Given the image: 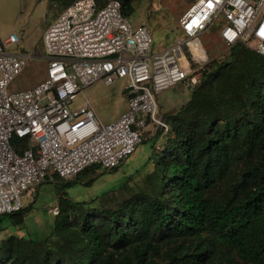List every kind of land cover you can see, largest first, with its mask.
<instances>
[{"label":"trees","instance_id":"trees-1","mask_svg":"<svg viewBox=\"0 0 264 264\" xmlns=\"http://www.w3.org/2000/svg\"><path fill=\"white\" fill-rule=\"evenodd\" d=\"M120 1L130 17L144 0ZM228 50L163 116L167 132L142 136L149 168L129 194L94 207L61 197L45 238L0 237V264H264V56L241 43ZM12 146L28 144L14 138ZM94 168L46 181L68 187ZM28 210L1 215L0 234L20 227Z\"/></svg>","mask_w":264,"mask_h":264},{"label":"built area","instance_id":"built-area-1","mask_svg":"<svg viewBox=\"0 0 264 264\" xmlns=\"http://www.w3.org/2000/svg\"><path fill=\"white\" fill-rule=\"evenodd\" d=\"M63 1L54 3L62 11L43 32L45 78L34 87L10 89L33 57L6 51L19 42L16 33L0 41V216L22 210L23 196L52 175L71 181L95 165L118 168L147 125L167 132L157 97L178 85H201L209 57L200 36L211 28L219 25L227 49L241 43L264 56V0H195L178 37L158 53L146 27H131L120 0L102 7L96 0ZM117 79L125 83L128 109L115 121L102 125L88 100L73 108L83 89ZM14 138L28 146L16 151ZM49 212L57 216L58 206Z\"/></svg>","mask_w":264,"mask_h":264},{"label":"rangeland","instance_id":"rangeland-1","mask_svg":"<svg viewBox=\"0 0 264 264\" xmlns=\"http://www.w3.org/2000/svg\"><path fill=\"white\" fill-rule=\"evenodd\" d=\"M35 2L37 0H33L31 7L35 5ZM193 2L194 0H144L137 5L128 19L133 29L144 26L150 31L153 38L152 51L158 53L168 48L173 42L175 35L179 32V21ZM54 3L56 2H50L49 6L48 20L50 23L62 11V6L58 4L59 7H54ZM6 30L7 28L3 26L1 34ZM17 32L16 34L19 36ZM200 41L207 51L209 61L223 59L228 55L229 50L223 45L219 37V25L202 34ZM9 48L10 46H7L6 51L12 53V49ZM33 57L34 59L29 61L24 74L10 86L11 90H20L26 85L25 80L29 71H45L47 61L44 50L37 49ZM124 84V81L119 79L110 86H105L101 81L96 82L76 95L73 108L81 106L83 102L88 100L99 122L102 125H107L119 118L128 109L127 97L122 90ZM189 93V89L178 85L164 92L161 98L172 101L177 95H189ZM161 106H164V101ZM157 116L163 118L159 111ZM155 127L153 124L147 125L144 129L143 138L150 137L155 131ZM150 152V144L148 142L142 143L137 147L135 153L119 166L116 172L103 174L104 170L94 168L78 182L68 187H62L52 180L45 181L33 188L29 195L23 196L24 207L29 208L23 224L20 227H7L0 234V237L16 235L37 240L45 238L51 233L56 222L49 210L54 206H59L61 197L91 207L97 206L101 201L114 203L121 200L129 194L131 187L139 184L145 171L149 168L147 166L146 169H143ZM90 178L95 180L91 186H86L85 182ZM5 225H9V222Z\"/></svg>","mask_w":264,"mask_h":264},{"label":"crops","instance_id":"crops-1","mask_svg":"<svg viewBox=\"0 0 264 264\" xmlns=\"http://www.w3.org/2000/svg\"><path fill=\"white\" fill-rule=\"evenodd\" d=\"M32 2L33 0H0V41L6 39L11 33H16V31L20 36L17 44L7 45L10 46L9 49H12L13 54L27 53L33 57L37 49H43L41 38L46 26L50 23L48 20L50 0H39V2L37 0L35 5L31 7ZM3 26L7 30L1 34ZM7 33L9 34L6 35ZM44 78V70L42 72L31 70L26 76V85L20 90L32 88ZM162 94L157 97L158 111L162 117L174 114L190 96V93L189 95L180 94L172 101H167V99L162 100ZM163 101L164 106H161Z\"/></svg>","mask_w":264,"mask_h":264},{"label":"water","instance_id":"water-1","mask_svg":"<svg viewBox=\"0 0 264 264\" xmlns=\"http://www.w3.org/2000/svg\"><path fill=\"white\" fill-rule=\"evenodd\" d=\"M181 54V51H178Z\"/></svg>","mask_w":264,"mask_h":264}]
</instances>
